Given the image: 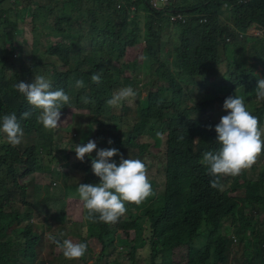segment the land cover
I'll return each mask as SVG.
<instances>
[{
	"label": "trees",
	"instance_id": "16d2710c",
	"mask_svg": "<svg viewBox=\"0 0 264 264\" xmlns=\"http://www.w3.org/2000/svg\"><path fill=\"white\" fill-rule=\"evenodd\" d=\"M150 1L15 0L13 5L0 0V118L32 113L20 124L36 140L22 151L0 133V264H235L239 259L264 264V149L258 155L262 164L222 177L218 188L210 186L212 178L200 163L204 152L220 147L215 132L220 116L216 111L213 117L214 106H223L232 94L245 99L251 110L246 109L264 129V102L255 97L258 80L264 79V0H171L160 12ZM14 7L22 8L12 15ZM173 12L188 15L187 23H171ZM20 23L31 28L29 61L24 58L28 44L18 40L24 35ZM166 26L179 32L178 43L171 41ZM252 29L261 34H251ZM136 48L140 55L131 59L127 53ZM169 64L174 73L167 72ZM99 72L101 83L95 84L91 77ZM36 74L50 79L52 90L63 89L70 96L71 108L64 106L61 112H72L75 119L87 115L90 138L112 140L108 148L117 146L124 158L144 162L146 170L143 159L151 154L150 144L142 139L149 136L160 148L162 138L156 133L166 136L162 191L148 179L153 194L140 204L125 202L126 217L112 224L86 219L83 207L80 241L87 251L81 263L63 262L54 243L45 250L47 237L33 216L46 213L47 222L52 214L26 198L33 188L35 199L44 189L50 199L59 200L63 194L55 192L54 181H36L51 179L61 166L84 172V184H99L91 168L96 153L79 161L75 148L72 154L60 148L58 132L37 123L39 110L14 87L34 82ZM77 80L84 86L77 88ZM127 86L137 92L133 103L139 120L125 122L120 116L115 125L114 108L106 101ZM144 90L148 93L142 98ZM82 97L91 102L83 103ZM127 104L122 103L125 113ZM113 160L119 165L120 156ZM117 231L125 235L123 245ZM93 245L101 251L95 253Z\"/></svg>",
	"mask_w": 264,
	"mask_h": 264
},
{
	"label": "clouds",
	"instance_id": "9594fccd",
	"mask_svg": "<svg viewBox=\"0 0 264 264\" xmlns=\"http://www.w3.org/2000/svg\"><path fill=\"white\" fill-rule=\"evenodd\" d=\"M101 78L102 72L94 73L91 77L95 84L101 83ZM83 86V80L76 81L77 88ZM14 87L26 98L28 104L39 110L37 123L45 130L56 129L61 125V109L64 106L70 107L71 104L70 96L63 89L52 90L50 79L41 74H36L32 83L19 82ZM136 97L137 92L131 86L122 87L113 93L106 101V105L117 108L123 102L132 103ZM255 97L258 102H264V79L258 80ZM81 99L85 104L91 102L88 97ZM223 108L227 115L222 116L215 126L220 147L216 151L204 152L200 161L212 178L210 180L212 188L222 187L220 183L222 177H235L240 175L243 169L250 168L264 149L258 117L246 109L244 98L237 94L229 96L225 99ZM31 115L30 112H24L18 119L13 112L0 118V133L6 136L8 144L15 147L22 143L24 131L20 120H27ZM64 123H67V120L63 121ZM163 135L161 132L156 133L160 138ZM108 143L112 144L113 141L109 140ZM74 151L76 158L81 162H84L86 155L97 152L96 158L91 161V168L99 177L100 183L96 185L80 183L77 188L80 201L87 211L86 219L94 223H115L126 212L125 202L140 204L153 194L146 166L141 160L125 159L114 147L97 150L95 140L75 145ZM118 155L119 165L113 160V157ZM49 239L68 260H77L87 251V244L81 241L80 243L70 239L61 241L51 235Z\"/></svg>",
	"mask_w": 264,
	"mask_h": 264
},
{
	"label": "rangeland",
	"instance_id": "374dc122",
	"mask_svg": "<svg viewBox=\"0 0 264 264\" xmlns=\"http://www.w3.org/2000/svg\"><path fill=\"white\" fill-rule=\"evenodd\" d=\"M14 2L15 0H12L13 5L16 4ZM168 2L171 5V0H168ZM21 8L22 7L17 9L16 7H14L11 14L14 15L16 12L21 11ZM132 11H135L134 7L132 8ZM9 12H11V9ZM225 18L226 16H224V19ZM23 19L24 17H21L18 20L19 22H22ZM20 26H21V29L24 31V35L22 37L18 35V40L21 41L23 44L25 42L28 44V45H24V48H25L24 58L26 59V61H29L30 60L29 51L31 49V43H32L31 28L24 26L22 23H20ZM166 29H168L169 32L171 33V37H170L171 41L178 43L179 32L173 28L171 30L167 26H166ZM167 49L168 50L172 49L171 44L167 46ZM127 55L131 57V59H135L138 55H140V53H138V48H136L134 51H129ZM171 59L172 58H170V60ZM58 66H59L58 67L59 69H63L62 65L59 62H58ZM167 67H169V70L167 72L174 73L172 64L167 65ZM142 84H144V82H142ZM147 93H148V90H144L141 97L142 98L146 97ZM231 96H234V95L232 94ZM245 105L249 109L250 105L247 103H245ZM127 106H128L127 107L128 109L126 110V113L123 110L122 104L119 107L114 108L113 114H115V118L113 119V123L115 125L120 124L121 120L118 118L120 116L123 117V120L125 122H136L139 120L138 118H136L137 116L139 117V115H136L134 112V103L133 102L128 103ZM249 110H251V108ZM216 111H217V114H216L217 117L220 116L221 118L222 116L227 115V112L224 110L223 106H219V107L214 106L213 117H216L215 116ZM137 114H138V111H137ZM75 117L76 115L73 114L72 112H68V113L61 112V125L58 126L56 129H52V131L58 132V133H55V136L57 137V143L59 144L61 149H65L67 150V153L72 154V149L75 148V145H78L79 143H87L89 140L96 141L97 150L108 148V143L106 142L104 137L97 136L96 139H93L94 137L90 138L89 134L91 132L87 128V124L90 121L87 119V115L84 118L81 115L78 116V119H75ZM74 119H75V123H74ZM65 120H67V123L63 124V121ZM149 124H146L145 128L151 127V126H148ZM145 128H144V131H149V130H146ZM157 128L158 126L155 125L153 129H157ZM259 129L262 133L261 139L262 141H264V129L262 128H259ZM48 131H51V130H48ZM142 140L143 142L150 144L149 152L151 154L147 156V158L143 159V161H145L149 166V169L147 170L148 179L156 181V183L158 184V190L160 192L162 191L164 187V183H165V174H164V170L162 167H163V160H164L163 158L164 149L166 147V145L164 144L166 140V136L162 137V144L160 148H156L154 146L153 144L154 139L150 138L149 136H144ZM35 143H36L35 136H28L24 132V138L22 140V143L16 147L24 151L28 146L34 145ZM116 147L117 146H115V148ZM94 153H96L97 155L96 151H94ZM72 157L74 161V154L72 155ZM260 157L261 156H257L255 163L257 162L260 164L263 163V160ZM125 159H132V157L127 156ZM248 169L249 168H246V170ZM53 171L54 172L51 173V179L47 178L46 176H42L41 180H37L36 183L38 184L41 183L42 185H46V183L50 182V180L54 181L55 184L53 186V189L57 193H62L63 194L62 197L59 200L50 199V194L47 195V192L43 189V190L36 192V199H35L34 190L33 188H31L29 189V195L26 198L27 203H32L35 201L36 205L39 208H44L46 209L45 211L47 213H49L50 211V214H52V215H48L49 217H48L47 222H44L43 220V217H44L43 215H46V213H42L43 215L41 214V217H38L35 214L33 216V222L35 223V225L40 227V232H44L45 236L47 237L45 240V245H46L44 247L45 250H47L48 248L50 249L53 244L52 240L49 239L50 235L61 237L63 240L70 239L76 243H80V237H81L80 234L83 231V226L81 224L83 221L82 220L83 202L80 201L77 188L80 183H84L85 174L84 172L80 170L68 169L62 166L59 167V169L55 168ZM59 171L63 173L64 176L59 175L58 174ZM75 174L78 175V177L73 176ZM74 182H78L77 185L74 184L75 187L72 184ZM17 204L20 205V207H22L21 213L24 214L26 212V208H25L26 206H23L24 202L21 201V198L18 199ZM149 209H151V206L145 210H142L141 213L144 214ZM54 211H55V214H54ZM125 217H126V213L123 215V219ZM225 227H226V224H225ZM224 229L226 230V233L227 232L229 233V230H230L229 228H224ZM117 233H120L123 237L122 239L123 242L119 240L121 242V245L127 242L125 240V235L122 232L117 231ZM130 237L132 238L134 237L133 231L130 232ZM100 248L101 247H96L93 245L92 250L95 253H99L101 251ZM54 253L57 256L60 255L59 257H61L63 259V262L65 263L72 261V260L66 259L63 256L62 251L58 248H55ZM74 261H76L77 263H81V258L74 260ZM235 264H246V262L243 259H239L238 261H235Z\"/></svg>",
	"mask_w": 264,
	"mask_h": 264
},
{
	"label": "built area",
	"instance_id": "2783aa9c",
	"mask_svg": "<svg viewBox=\"0 0 264 264\" xmlns=\"http://www.w3.org/2000/svg\"><path fill=\"white\" fill-rule=\"evenodd\" d=\"M150 4L152 5L154 10L159 11V12L167 9L170 6V3L168 2V0H151ZM188 18H189L188 15H185L180 12H173L170 14V21L173 24H177V23L186 24L188 21ZM250 33L251 34L253 33L254 35L261 34L260 31H255L254 29H252Z\"/></svg>",
	"mask_w": 264,
	"mask_h": 264
}]
</instances>
